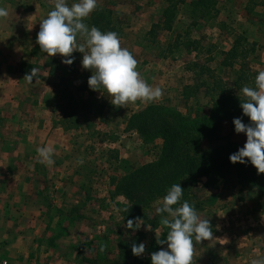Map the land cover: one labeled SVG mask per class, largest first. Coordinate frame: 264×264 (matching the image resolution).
<instances>
[{"label": "rangeland", "instance_id": "rangeland-1", "mask_svg": "<svg viewBox=\"0 0 264 264\" xmlns=\"http://www.w3.org/2000/svg\"><path fill=\"white\" fill-rule=\"evenodd\" d=\"M192 1L173 11L168 30L162 23L166 0H99L84 22L116 32L137 60L141 77L163 90L157 101L116 107L88 87L92 72L82 67V53L67 57L73 59L69 65L60 54L40 51L36 36L50 0H0V6L11 8L0 20V264H144L145 251L134 256L131 245L143 242L146 250L167 227L153 204L139 229H126L124 212L131 202L117 187L130 169L159 158L162 141L146 143L136 130H127L131 116L151 105L185 115L205 112L219 96L216 82L236 78V69L222 61L223 52L240 38L255 48L245 59L244 86H254L255 75L264 70V0H212L205 12ZM5 20L31 27L25 32H32L33 45L25 44L20 29L5 31L12 27ZM32 68L39 69V79L30 84L23 77ZM236 68L238 73L240 65ZM45 145L54 148L52 166L37 160V147ZM206 182L198 180V210L212 228L224 226L217 210L236 198L255 211L256 220L264 218L259 188L235 176L226 184ZM222 232L219 239L194 243L192 264H250L264 256L245 242L229 244ZM218 240L223 244L215 254Z\"/></svg>", "mask_w": 264, "mask_h": 264}, {"label": "clouds", "instance_id": "clouds-1", "mask_svg": "<svg viewBox=\"0 0 264 264\" xmlns=\"http://www.w3.org/2000/svg\"><path fill=\"white\" fill-rule=\"evenodd\" d=\"M51 10L39 21L36 44L40 51L51 57L60 54L62 62L71 64L74 51L82 53V67L92 72L87 84L99 90L116 107L141 101L151 103L159 100L163 90L149 85L137 71V60L132 52L121 46V38L114 31H101L84 21L98 9L99 0H50ZM9 16L6 7L0 6V20ZM78 38L82 42L78 43ZM39 69L32 68L23 79L27 83L39 79ZM240 107L249 118L245 124L240 118L232 123L236 133H244L246 142L242 148L229 156L232 163L253 165L258 173H264V70L254 77V86L240 89ZM37 160L42 165L54 164V148L49 145L37 147ZM247 158V160L245 159ZM184 190L179 183L172 184L166 194L155 202V213L162 217V224L168 231L165 239L157 240L166 248L150 255L151 264H192L194 243L213 239V228L209 219L202 218L194 202L184 198ZM143 219H128L124 227L133 231L139 229ZM149 228V226L146 225ZM104 246L99 248L104 252ZM145 251L143 242L131 245L134 256ZM250 264H264V256L254 257Z\"/></svg>", "mask_w": 264, "mask_h": 264}, {"label": "trees", "instance_id": "trees-1", "mask_svg": "<svg viewBox=\"0 0 264 264\" xmlns=\"http://www.w3.org/2000/svg\"><path fill=\"white\" fill-rule=\"evenodd\" d=\"M166 1L162 23L169 30L172 27L173 11L187 0ZM192 5L202 7L205 12L213 4L212 0H193ZM98 22L99 20L96 21ZM108 27L104 26L103 29H110ZM246 41L240 38L228 51L223 52L222 65L236 69V78L216 82L214 86L219 91V96L205 112L185 115L166 106L151 105L131 116L127 130H136L146 143L161 140L162 150L155 162L130 169L121 179L117 190L131 202L124 212L125 221L147 217L145 209L161 199L174 183L181 185L184 190L183 198L190 203L194 202L198 210V180L201 178L207 180L206 185H218L230 182L235 176L242 184L259 188L264 201V173H258L250 163H232L229 160V156L246 142L244 133L234 131L233 119L240 118L245 124L250 122L240 107V89L248 78L245 59L248 54L255 52L254 45ZM245 44L250 50H247ZM239 65L237 73L236 66ZM19 71L24 73L21 68ZM167 231L168 229L163 232L159 240L166 238ZM153 244L145 250L144 264H151V253L165 246L158 243L152 246Z\"/></svg>", "mask_w": 264, "mask_h": 264}, {"label": "crops", "instance_id": "crops-1", "mask_svg": "<svg viewBox=\"0 0 264 264\" xmlns=\"http://www.w3.org/2000/svg\"><path fill=\"white\" fill-rule=\"evenodd\" d=\"M6 8L10 9L11 11V8L9 7H6ZM19 8L20 7H16L13 9H19ZM10 19L12 20V17H10ZM5 23H11V22L5 20ZM11 24H12V27H10V25L8 26L5 24L6 26H8L5 31L10 29V31L14 33L18 29H20L21 31H23L22 35L26 41L25 44L33 45L34 36L30 37V35H32V32H25L26 31L25 29H30L31 27L26 28L25 26H18V24H13V23ZM31 38H32V41H31ZM30 51L31 50H29V54H30ZM17 52L18 51L13 53L14 58H16ZM15 72H17V69H15ZM15 72H14V75H17L18 73H15ZM1 123H2V119L0 115V124ZM1 137H2V133L0 132V138ZM3 171L4 169L0 166V173L1 174L4 173ZM224 203H226V201ZM232 210L233 211L236 210L233 217L231 216ZM217 211L220 212L225 223H224V226H222V228H220V226L213 227V237L214 238H218V239L221 238L222 234H220V232L223 230L222 233L225 235V237L230 238L228 241L229 244L238 240L240 242H245L246 245L248 244V246L250 247V250L253 251V253H255L256 251L261 252V253L264 252V218L256 220L255 211L251 210L248 207V205H245L243 198H236L235 201H231L226 204H223L221 208L218 209ZM198 212H200L201 216L203 215L202 210H198ZM227 214L230 215L229 220L230 222L232 221L231 223L227 219H225L226 217H228ZM236 219H238L239 221L237 220L233 222ZM225 227H227L226 229L227 232H224ZM222 244H223V241L218 240V243L216 245H213L212 250L215 254L218 253V250L221 251L220 245Z\"/></svg>", "mask_w": 264, "mask_h": 264}]
</instances>
